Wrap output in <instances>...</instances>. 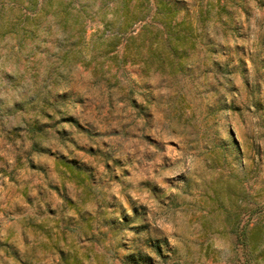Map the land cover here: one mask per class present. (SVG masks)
Returning <instances> with one entry per match:
<instances>
[{"label": "rangeland", "instance_id": "1", "mask_svg": "<svg viewBox=\"0 0 264 264\" xmlns=\"http://www.w3.org/2000/svg\"><path fill=\"white\" fill-rule=\"evenodd\" d=\"M33 1L0 0V264H264V0H37L16 34ZM44 73L62 113L15 110Z\"/></svg>", "mask_w": 264, "mask_h": 264}, {"label": "trees", "instance_id": "2", "mask_svg": "<svg viewBox=\"0 0 264 264\" xmlns=\"http://www.w3.org/2000/svg\"><path fill=\"white\" fill-rule=\"evenodd\" d=\"M32 6L31 5H26V10L24 12V16L23 13L22 14H16L15 15V33L17 34L18 32V22L21 20H36L37 15L40 11L43 10L44 8V4H39L40 2H37V0L32 2ZM55 8L53 9V13H54V20H68V17H66L67 13H69V8H67L66 4L63 3L62 0L59 1V3L54 6ZM78 12H80V9H78ZM80 15V14H78ZM77 16V15H76ZM74 20H80L79 17H76ZM23 26L20 27H24L25 24H22ZM13 27V26H12ZM26 28V27H24ZM26 30V29H25ZM28 31V30H27ZM183 30H178L176 28H171L169 27L166 30V33L169 35H175L178 36ZM158 33V32H156ZM74 35V34H71ZM72 42L69 41L68 37H65L64 34H62L60 37H58V44L55 46V55L57 57V60L53 61V62H57V63H62L66 58L72 56H75V53H72L70 55V52L72 50ZM117 41L114 40L113 38L110 39V41L108 42V44H112V49L117 45ZM133 43V41H132ZM134 45V43L132 44ZM125 48H129V46H131L128 42H126V44L124 45ZM149 52H151V54H153V56L156 57V53L158 51V46L157 45H153V42H151L148 46L147 49ZM133 51V52H132ZM100 53V52H99ZM107 53V51L105 52ZM99 54L96 53L93 55L94 58H96ZM142 55L143 52H141L139 50V48L137 50H131L130 49L127 52H123L121 59L123 62L131 60V61H136L137 59H142ZM104 65V61L100 60V61H95L94 62V68H103ZM56 67H59V65H56ZM26 98L22 99L20 101H16L15 102V110L16 109H20L23 107L22 103L23 101H32L34 104V108L36 110L37 114H40L41 116H46L48 118H52L54 116V114H61V101L65 98V93L63 92H52L50 86H49V76L48 74L44 73L42 78L38 80L34 79L33 81V85L31 86V88H29L28 92L26 91L25 93ZM67 120H69L71 123L80 126L77 119L73 116H67ZM48 125V123L46 122H42L36 115L33 117V119L31 121H28L26 124V130L29 132H41L45 129V127ZM31 146L34 148H38V141L35 137H33V140L31 142ZM235 228V227H234ZM235 231V235H236V239L242 244V246L244 248H248V246L250 247V241H252V236L254 235L253 233H249L248 230L246 229V226H241V227H236L234 229ZM245 255L247 256L248 259H252L253 262H257L258 258L256 255H254L252 252H246L245 251ZM136 256V260L138 259V255ZM138 261V260H137Z\"/></svg>", "mask_w": 264, "mask_h": 264}]
</instances>
